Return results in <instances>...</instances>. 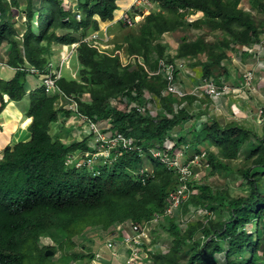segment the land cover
Listing matches in <instances>:
<instances>
[{
  "label": "trees",
  "instance_id": "1",
  "mask_svg": "<svg viewBox=\"0 0 264 264\" xmlns=\"http://www.w3.org/2000/svg\"><path fill=\"white\" fill-rule=\"evenodd\" d=\"M77 1L83 13L80 22L63 9L62 0H0V45H7L5 62L15 70L9 80L0 78V112L4 95L14 102L27 98L26 116L32 118L30 139L7 148L0 162V264H52L45 256L48 247L40 249L38 245L39 238L45 236L54 240L56 247L50 250L60 253V264L86 259L84 251L74 252L78 244L90 250L93 237L114 222L150 219L164 209L168 192L180 183L174 172L151 157H139L136 151H124L96 175L85 176L84 171L64 166L67 153L84 146L87 138L82 144L66 146L51 137V125L58 119L56 97L47 96L42 88L31 90L22 67L28 64L43 69L53 56V44L79 42L98 29L96 18L110 21L117 9V0ZM240 2L159 0L163 11L146 16L141 26L142 37L146 38L136 42L130 35L125 40L126 52L143 57L147 67L154 70L156 58L164 57L168 47L152 45L150 39L154 42L163 33L204 25L223 31L226 38L216 45L203 39L189 43L183 39L176 57L205 53L209 62L202 66L204 76H218L229 45H251L264 25L261 21L258 26L250 13L239 9ZM249 4L264 14V0H249ZM195 11L201 12L203 19L186 23L184 16ZM77 59L79 82L65 77L58 86L66 94H90V102L80 103L82 114L95 122L110 119L112 130L133 139L134 145L143 149L155 144L162 148L171 132L186 129L185 124L192 122L186 135L177 133V144L190 141L194 154L205 145L214 147L211 150L206 146L208 168L215 174L225 171L240 177L249 189L247 195L234 197L198 180L190 181V198L181 209L185 212L191 205L209 215L185 229L178 218H168L164 228L171 246L169 252H160L154 264H257L260 252L264 257V126L259 135L236 122L222 126L216 119H208L201 123L200 113L192 115L186 108L176 113L180 102L162 96L165 82L159 77L148 78L142 66L123 67L118 58L101 55L83 43L77 48ZM133 88L134 96L128 95L130 103L144 105L138 95L148 90L158 106L157 117L143 116L132 105L129 112L110 108L109 98ZM243 152L248 153L244 155L250 162L235 168L233 162ZM145 163L153 171L145 183L127 173L138 172Z\"/></svg>",
  "mask_w": 264,
  "mask_h": 264
},
{
  "label": "clouds",
  "instance_id": "2",
  "mask_svg": "<svg viewBox=\"0 0 264 264\" xmlns=\"http://www.w3.org/2000/svg\"><path fill=\"white\" fill-rule=\"evenodd\" d=\"M242 1V0H241ZM151 2H153V6L151 8L145 7H136L135 5L132 4V0H117L116 6L117 9L114 11V13L116 11H120V15L118 17V19H115L114 21V26L117 25L121 28H130L134 26V22L136 19H139V21L142 22V24L144 23L145 17L148 16L149 14L156 12L153 11V7H155L156 5L160 7L159 5V0H151ZM247 4L249 9L244 10L247 13H250V15H252L253 17L255 15L259 16V18H263V22H264V14L259 13L256 9H253L250 4H249V0H247ZM62 7L66 12H70L72 14V16L74 17V19L77 22H80L82 19V11L78 10V1L76 0L75 3L72 2V4H70L68 1L66 0H62ZM239 8V7H238ZM130 12L132 14H134V19L131 18L129 16ZM160 12V11H158ZM182 12V11H180ZM114 13H113V18H114ZM199 15H202V17H199ZM262 15V16H260ZM126 19H131L132 23L129 26L127 24V22H125ZM203 19V14L201 12L195 11L192 14H186L184 16V21L188 24H193L196 23L197 21H200ZM97 22H98V29L96 31H91L89 32V34L85 37H81L79 42L73 43V44H63L60 45L59 47L55 46L52 48L51 46V50L52 52H56L58 59L53 60L52 57L51 59L53 60L54 63H56L55 65H53V62H49L48 64H46L44 66L43 69H39L35 66L32 65H28L26 64V66L22 67L23 70L26 71L27 73V78L29 81V85H30V89L34 90L36 88H42L43 92L49 96V97H56V102L54 104L55 110L57 111V122L55 124L58 125V132L53 134L51 137L52 138H56L60 143H62L63 145L69 146L72 144H82V141L87 138L85 140V145L80 146V147H75L74 150L69 151L67 153V155L65 156L64 159V166L68 169H73L76 171H84L85 174L83 175H88V174H92V175H96L99 173V171L101 169H105L108 168L109 165H111L117 158L121 157L122 154L124 153V151H136L139 155V157H151L152 159H155L156 161H158L159 163H161L155 156H154V152L155 151H161L164 150V145L162 146V148H160L158 146V144L153 145L152 147L143 149L142 147L139 146H135L133 143V139L131 138H126L122 133H119L115 130H112V124L110 122V119H105L102 121H92L90 118H88L87 116H85L84 114H82L80 112V103H88L90 102V94L89 93H84L81 96L78 95H73V94H66L64 93L60 87L58 86V83L63 79V78H67V76H62V70H68L69 74H70V79L79 82V79H77V73L79 70V64L77 66L76 69H72L71 68V64L70 61L73 57L77 58V48L79 46V44L83 43L86 44L87 46L95 49L99 54L101 55H105L108 57H116L119 60V63L121 66L126 67L129 65H132V63H136V65L138 66H142L144 68L145 73L148 75V78H154V77H159L160 79H162L165 82V87L164 89L161 91L162 96L167 97V96H172L173 98H175L176 100H178L180 102V104L178 106L175 107V112L177 113L179 110H181L182 108H186L187 111H189L190 114H194L193 111H190L188 109V107L190 108L193 105V102H197L198 100H200L201 98H208L209 100H212V102L216 103L217 101H221V100H225V99H231V98H241L244 99L245 97V91L249 92L253 89V84L255 81H258L257 84L264 86V62L260 61L259 65L257 66V68H250V70L248 71H243L242 74L238 75V78L236 79V83H234L231 79V77L229 76V72L228 74H226L224 71L227 70V67L229 65V56L231 53H235L237 52V48H244L245 50H252L254 47V49L256 50L255 56L256 59L258 57L264 56V25L262 27H260L259 29H261L259 31V37L256 41L252 42L251 45L249 46H240V45H235L233 43H231L228 47V49L226 50L225 53V58H223L220 61V72L217 74H215L214 77H206L204 76L203 73V69L202 66L206 63L209 62V58L208 55L205 53H201L198 54L196 56H187V57H176V53H177V49L179 48L181 41L184 39L186 40L187 43L189 42H196L199 39H203L205 41V43L207 44H212L214 45L215 43L222 41L218 39L215 42H210L208 40H206L205 37L203 36H196L194 38H188L186 37L188 35L187 31L189 29H195V30H207L210 33H214V30H210L208 29L206 26H201L199 28H194V27H186L184 28L185 31H182L184 29L178 30L176 32H166L163 33L159 39L154 40L153 44H161L164 45L167 48L165 56L164 57H160V58H156L157 59V65L156 68L154 70H151L150 68L144 66L146 65L145 61H141L139 59V56L137 55H129L126 53V55H123V50L122 48H118L116 49V47H114L113 45H111V41L113 40V36L109 34L108 32V28H112L113 25H106V23L109 22H113L114 19L110 20V21H106V22H102L99 20V18H96ZM261 22V21H260ZM210 30V31H209ZM184 34V36H181L176 39L177 41H179V43H176L175 40V34ZM225 36H223L224 38ZM226 38V37H225ZM170 41H172V45L170 44ZM123 47L124 51L127 49V44L125 43V41H123ZM73 47V48H72ZM56 48V49H55ZM115 48V49H114ZM109 50H111V53L109 52ZM257 51H261V53H258ZM239 54V56H241L242 54H249L250 53L248 51H241L240 53L237 52ZM170 56V57H167ZM200 57H203V59H201ZM125 58V60H124ZM78 60V59H77ZM78 62V61H77ZM180 62H184V68H180L178 65ZM162 64L168 65V64H172L174 65V71H173V83L176 84L177 86H179L182 91L184 92V95L182 97H179L178 95H173V94H169V95H163L164 91L167 89L168 86V81L167 79L164 77L162 70H159L160 67H162ZM9 70L11 72L15 71L13 68H10L9 66H7L5 60H1L0 61V70ZM198 69H200V71H198ZM32 70H34L32 72ZM186 71V72H185ZM251 72L254 76L253 82L251 87L249 88H245L243 89V94H237V93H232L233 88H238L239 87V83L241 80H243V75ZM54 73H59L60 74V78L56 81L55 83V88L52 89H46L43 80L46 76L48 75H52ZM34 79V84L31 86L30 84V79ZM69 79V78H67ZM210 83L213 86H215L217 89H220L221 87L225 86L227 88L230 89V93L224 96H221L218 99H212L210 98L209 95L205 94L204 92V85ZM194 84L192 90L190 92L187 93V85H191ZM135 89L133 88L132 90L129 91H125V92H121L119 94H117L114 97H111L108 99V105L110 106V108H114L117 111H124V110H120L118 109V106L115 105L114 103L116 101H121L122 103L124 101H132L129 98V94L131 96H134L135 94ZM197 91H199L198 93H196ZM28 93V92H27ZM86 94H88L89 96H87ZM145 95H149L151 96V99L149 101H146L144 96ZM140 96V97H139ZM187 96H192L193 99L192 100H188L185 99ZM262 99L259 100V105L256 106L254 105V107H256L255 111L252 112L251 108H253V106H249V110L246 112L248 114H252L255 113L258 117V123L259 124H263L264 123V115L263 116H259L258 115V111L260 109L263 110L264 112V92L261 94ZM152 95L149 93L148 90H144L142 91V93L140 95H138V98H141L144 103L143 106H147V104H150V109L153 112V114H149L147 113L146 115L143 116H150L151 118H155L157 117V115L159 114V109L157 104L152 100ZM86 98H88L86 100ZM3 109L0 112V117L2 115V113L5 111V109L7 108V105L9 102L14 103H20V102H14L11 101L9 99V97L7 95L3 96ZM154 99V98H153ZM185 99V100H184ZM72 100V101H71ZM23 101H27L26 102V106L25 108H22V110L18 109L17 106L16 108L22 113V118L21 120H19V122H21V126L24 128L22 129V131L26 132L29 134V138L26 140H19L23 135V133H18L17 135H13L11 138V141L8 142V139L4 134H2V124H0V135L2 137V142H4V145L2 146V148H0V162L3 159L4 156V151L7 148H13V146L19 142H26L30 139V133L28 132V126L31 124L32 122V118L26 116V110H27V104L29 102V100L26 98V100ZM21 101V102H23ZM73 104V105H72ZM1 105V102H0ZM181 105H183L182 108H179ZM67 113V114H66ZM196 115V114H194ZM203 116V115H202ZM201 116V123H205L207 122L203 117ZM168 118H171L170 115L167 116ZM263 119V122H260V119ZM29 120V121H28ZM205 120V122L203 121ZM29 125L26 127L28 122ZM219 122V121H218ZM189 123V122H187ZM186 123V124H187ZM237 123V122H236ZM53 124V125H55ZM185 124V128L186 129H180V131L182 132L183 130H187L190 125L192 124V122H190L189 125ZM51 125V129L52 126ZM225 126V125H222ZM5 127V126H3ZM26 127V128H25ZM6 128V127H5ZM4 128V130H5ZM178 129V128H177ZM177 129L176 131L171 132L170 137L167 139H171L172 135L177 136ZM3 130V131H4ZM21 130V129H20ZM179 131V132H180ZM83 133H87L85 136H83ZM67 136H72L73 139H66ZM120 137H123L121 139H119ZM13 141H17L14 142L12 145H9L11 142ZM166 141V140H165ZM175 144L173 146V148L170 150V153H172L174 150L176 149H180L182 151H184L185 155L188 158H193V156L195 154H200V153H192L190 151L191 149V142H186V143H182L180 145H178L177 140H174ZM128 144L132 149H128L125 145ZM188 146V147H186ZM200 150H203L206 152V161L205 163L208 164V159H207V150H205L204 147H202ZM201 152V151H200ZM162 164V163H161ZM200 165L204 166L202 163H200ZM196 167V166H195ZM194 167V168H195ZM148 168V170L146 171V169ZM199 168V167H198ZM208 168V167H205ZM166 170H168L165 167ZM209 169V168H208ZM141 171V172H140ZM170 171V170H168ZM173 172V171H171ZM135 177H138L142 183H145V180L147 177L152 176L153 171L151 169V167L149 168L148 166H146L145 163V168H141L139 169L138 172L135 173ZM179 185V184H178ZM178 187V186H177ZM175 187V188H177ZM174 188V189H175ZM190 188V187H189ZM191 190V189H190ZM172 191V190H171ZM170 191L168 192L169 195ZM167 195V197H168ZM166 197V199H167ZM189 198L186 199L182 205L180 206L179 210H178V218L179 224L185 229V227L191 223L197 222L200 220V218L202 219L203 216H207L209 215V212L206 211V214L201 213L200 216H197L196 218H194L193 220H191L188 223H182L181 222V218L183 217V215H187L189 213L190 210L194 209V211H197L198 209H195L193 206L189 205L188 209L184 212L183 209H181V207L183 205H185L188 202ZM165 205H166V200H165ZM165 211V206L164 209L161 212H156L152 215V217L148 220H144L142 222H134L131 219H127L124 221H120V222H116L114 224H112L110 227H108L106 230H100L98 235L93 237V244L89 249H78L77 247L75 248L76 250L74 252H82L84 251V255L87 256L86 259H78L75 262H73L72 264H85V261L87 262L86 264H94V263H98L100 262L101 264H104V262H106V264H121L117 261L118 257H124L126 259L125 264H154V259L157 258V256L160 254V252L163 253H167L169 252L171 243H170V239H167V243L163 242V238L162 235L160 234L161 231H165L164 225L166 226V221L168 218L170 217H164L162 222H158L155 221L156 217L158 215H163ZM128 226L129 229H127V232L129 235H133V233H141L144 232L143 235L140 236V238L138 239V243L136 244H132V246L135 248L134 250L137 251V255H132V249H130L129 245L126 244L125 242V234H123V232L121 230L117 229V226L120 224H124ZM134 226H146V229L144 231H142V229H137L135 230ZM118 236H122L123 237V241L122 242H117L116 239ZM169 236V235H168ZM167 236V237H168ZM90 238H92V235L89 236ZM112 243L113 247H108V243ZM39 248H46L48 247L49 250H47L45 252V256L48 258H51V263L52 264H60V261L58 260L60 258L59 256V252H56V254L50 250V248H55L56 244L54 242V240L50 237V236H45V237H40L39 238ZM128 250L131 251L130 253H128ZM52 252V255H46V253H50ZM113 253L115 254V256H113ZM97 255H99V257H97ZM55 257H57V259H55ZM132 259H134L133 261H131ZM56 260V261H55Z\"/></svg>",
  "mask_w": 264,
  "mask_h": 264
},
{
  "label": "rangeland",
  "instance_id": "3",
  "mask_svg": "<svg viewBox=\"0 0 264 264\" xmlns=\"http://www.w3.org/2000/svg\"><path fill=\"white\" fill-rule=\"evenodd\" d=\"M9 1V0H7ZM68 1L70 4L75 3L76 0H66ZM23 5V3H22ZM22 8L24 9L25 6H22ZM239 9H244L247 10L249 9L248 4H247V0H242L239 4ZM153 11H163V9L159 6H155L153 7ZM120 15V14H119ZM129 16L131 18L134 19V14H132L130 12ZM262 16V15H260ZM118 17V16H116ZM263 17V16H262ZM145 20V19H143ZM254 20L257 22L258 26L260 25V21L263 20V18H259V16L255 15L254 16ZM22 23L25 22V17L22 18ZM142 22L139 21V19H136L134 22V26L130 27V28H121L117 25L113 26L112 28H108V32L110 35L113 36V40L111 41V45H113L114 47H116V49L118 48H122L123 50V55H126V50L124 51L125 46L123 47V41H125L127 38H129V36L131 35L132 38L138 42L139 40H141L142 38H146V37H142ZM36 27V26H35ZM182 31H185L182 30ZM210 31V30H209ZM188 35L186 37L188 38H194L196 36H203L206 38V40L210 41V42H215L217 39L222 40L223 36H224V32L221 30H215L214 33H210L207 30H195V29H189L187 31ZM184 36V34H175V40L178 39L179 37ZM152 39H150V43L153 45V42H151ZM180 41V40H179ZM179 41L176 40V43H179ZM126 43V42H125ZM216 45V43H215ZM56 45L53 44L52 48L55 47ZM59 47V46H57ZM255 48V47H254ZM252 50H245L244 48H237V52H241V51H248L250 53L249 54H242L241 56H239V54L237 52L231 53L229 56V65L226 66L229 72V76L231 77L232 81L234 83H236V79L238 78L239 74H242L243 71H248L250 70V68H257V66L259 65L260 61L264 62V56L258 57L256 59L255 53L256 50L255 49ZM115 49V48H114ZM3 50V48H2ZM1 46H0V61L3 59V57L1 56ZM109 52L111 53V50H109ZM258 53H261V51H257ZM54 54H57L56 52H53V56ZM59 56H56L55 59H58ZM201 59H203V57H200ZM139 59L143 62L145 61L143 57L139 56ZM125 60V58H124ZM71 64V68L74 70L77 68L78 66V62H77V58L73 57L70 61ZM136 65V63H132V65H129V67H134ZM147 67V65H144ZM198 71H200V69H198ZM14 72V71H13ZM11 72V75H13L14 73ZM201 73V71H200ZM62 76H67V78H70V74L68 70H62ZM34 79H30V84L31 86L34 84ZM258 81L254 82V86L253 89L249 92L245 91V97L244 99L241 98H231V99H225V100H221V101H217L216 103L212 102V100H209L208 98H201L200 100H198L197 102H193V105L188 109L190 111H193L194 114L197 113H204L207 112L208 115H210L212 118L216 119L219 121V123L221 125H226L229 124L231 122H237L238 124L242 125V127H247L252 129L253 131H255L256 133H258L259 135H261L262 133V129L264 126L263 124H259L258 123V117L255 113L252 114H248L246 113L249 109L247 108V106H253V108H251L252 112L255 111L256 107H254V105L258 106L259 105V99H258V93H263L264 92V86H261L259 84H257ZM194 84L191 85H187V93L190 92L193 88ZM255 94V96H253ZM87 96H89L88 94H86ZM253 96V97H250ZM255 97V98H254ZM88 98H86L87 100ZM27 101H23L20 103H15V106H17L18 109L22 110V108H25V104ZM192 114V115H194ZM30 122L27 123L26 127L29 125ZM21 122L17 121L14 122V126L12 129V133L10 135V138L8 139V142L11 141V138L13 135H17L18 133H23L22 137L17 140H26L29 138V134L26 133L25 131L23 132L22 129H24L21 126ZM190 123H187L186 125H189ZM25 127V128H26ZM5 127L2 126L1 130L3 132ZM21 129V130H20ZM188 130H183L182 131V135H186ZM58 132V125L55 124L52 126V129L50 130V134L53 135L55 133ZM4 134V133H2ZM87 133H83V136H85ZM3 137V135H2ZM73 139L72 136H67L66 139ZM17 141H13L9 144L12 145L14 142ZM0 142H1V138H0ZM207 144V143H205ZM4 145V142L0 143V148H2V146ZM206 146L208 148H210L211 150H214V147L205 145L203 146L206 150ZM247 156L248 153L247 152H243L239 155L238 159L233 162V164L236 166L235 168H240L243 167L247 164V162H250L248 159H246L245 155ZM1 155V153H0ZM110 166V165H109ZM146 166H148L149 168L152 166L149 163H146ZM199 167V168H198ZM148 170V168L146 169V171ZM195 172L197 173V180L203 185L206 184L209 187L213 188V189H217L220 191H228L229 195L237 197V196H245L247 195L248 192V188L244 187L242 184V179L240 177H237L236 175L227 173L225 171L215 174L214 172H212V170H210V168H205V166L199 165L196 166L194 168ZM141 172V171H140ZM131 177H135V173H133L131 170H129L127 172ZM116 223V222H114ZM162 235L163 238V242L167 243V239L169 238V234L167 231H161L160 233ZM168 236V237H167ZM124 239L122 236H118L116 241L117 242H122ZM79 243V242H78ZM88 245V244H87ZM77 250L82 249L83 246H80V244H78L77 246ZM75 247V248H76ZM76 250V249H75ZM74 250V251H75ZM259 257H257V264H264V257H262V252L259 253ZM60 256V254H59ZM55 259H57V257H55ZM56 261V260H55ZM117 261L121 264H125L126 259L124 257H118ZM57 264V263H56Z\"/></svg>",
  "mask_w": 264,
  "mask_h": 264
},
{
  "label": "built area",
  "instance_id": "4",
  "mask_svg": "<svg viewBox=\"0 0 264 264\" xmlns=\"http://www.w3.org/2000/svg\"><path fill=\"white\" fill-rule=\"evenodd\" d=\"M132 4L136 7H147L151 8L153 6V2L151 0H132ZM125 22L130 26L132 21L131 19H126ZM73 48V47H72ZM180 68H184V62H180L178 65ZM159 70H162V73L164 77L168 81L167 89L164 91L163 95H178L179 97H182L184 95V92L182 89L173 83V71H174V65L172 64H162V67H160ZM34 70H32L33 72ZM186 72V71H185ZM60 78L59 73H54L52 75H48L44 78L43 83L46 87V89H52L55 88L56 81ZM254 76L251 72H248L243 75V80L240 81L238 88H233L232 93L237 94H243V89L249 88L252 85ZM204 92L205 94L209 95L212 99H218L221 96L229 94L231 91L229 88L223 86L220 89H217L215 86H213L210 83H207L204 85ZM197 91L196 93H198ZM146 101H149L151 99V96L145 95L144 96ZM72 101V100H71ZM118 106V109L124 110L126 112L130 111L131 105L137 107L136 110L141 115H146L147 113L153 114V112L150 109V104L148 103L147 106H141L130 103V101H124L123 103L121 101H116L114 103ZM73 105V104H72ZM183 105H181L179 108H182ZM154 115V114H153ZM259 116H263L264 112L262 109L258 111ZM264 119V118H263ZM263 119L261 118L259 121L263 122ZM205 122V120H203ZM175 139V135H172L171 138ZM123 137L119 136V139H122ZM126 144V143H125ZM175 144V141L172 139H166L164 142V150L161 151H155L154 156L170 171H173L176 175H178L179 178V185L177 188L170 191L167 199H166V205H165V211L163 215H158L155 219V221L162 222L164 217H170L175 218L178 217V210L182 203L190 198L191 190L188 186V183L192 180H197V173L194 171L195 166H199L200 163H202L205 167H208V164L205 163L206 161V152L201 150L200 154H195L193 158H188L184 151L180 149L174 150L172 153H170V150L173 148ZM128 149H132L128 144L125 145ZM188 147V146H186ZM201 213L206 214V211L203 209H198L197 211H194V209L190 210L187 215H183L181 218L182 223H188L197 216H200ZM135 230L142 229L144 231L146 229V226H134ZM118 230H121L123 234H125V242L127 245H129L130 249H132V252L135 257L137 255V251L134 250L135 248L132 246V244L138 243V239L141 235L144 234V232L139 233H133V235H129L127 232L128 226L124 224H120L117 226ZM108 247H113L112 243H108ZM113 256L115 254L113 253ZM99 257V255H97ZM132 259L131 261H133Z\"/></svg>",
  "mask_w": 264,
  "mask_h": 264
},
{
  "label": "crops",
  "instance_id": "5",
  "mask_svg": "<svg viewBox=\"0 0 264 264\" xmlns=\"http://www.w3.org/2000/svg\"><path fill=\"white\" fill-rule=\"evenodd\" d=\"M119 14H120V11H116L114 13V20L113 22H109V23H106V25H113L114 24V21L115 19H118L119 17ZM118 16V17H116ZM199 17H202V15H199ZM114 26V25H113ZM172 43V41H170V44ZM172 45V44H171ZM1 50L3 48V50L1 51V56L3 57V60L6 61V55H7V45L5 44H1ZM56 49V48H55ZM57 56V54H54V56L52 57V59H55ZM51 58L48 59V62L46 64H48L49 62H53ZM56 63L53 62V65H55ZM14 73V72H13ZM13 75H11V71L9 70H6V69H3V70H0V78L4 79V80H9L10 78H12ZM255 96V94L253 95ZM253 96H250V97H253ZM258 99L261 100L262 99V96H261V93H258ZM255 98V97H254ZM188 100H192V98L188 99ZM14 103L12 102H9L8 105H7V108L5 109V111L2 113L1 117H0V124H2V126H5V130L3 131L4 135L9 138L11 133H12V129H13V126H14V122H17L19 120H21L22 118V113L16 108L14 107ZM247 108H249L247 106ZM8 110V112H6ZM202 114L203 118L208 121V119H213L215 120L214 118H212L210 115L207 114V112H204V113H200ZM29 121V120H28ZM26 121V122H28ZM218 121V120H217ZM232 123V122H231ZM227 125V124H226ZM180 131V129L178 128L177 129V133ZM176 133V134H177ZM180 133L182 134V132L180 131ZM0 138H1V141H2V136L0 135ZM172 140H177V136L175 137V139H173V137L171 138ZM87 262L85 261V264ZM105 263V262H104ZM92 264V263H91ZM94 264H101L100 262L98 263H94Z\"/></svg>",
  "mask_w": 264,
  "mask_h": 264
},
{
  "label": "water",
  "instance_id": "6",
  "mask_svg": "<svg viewBox=\"0 0 264 264\" xmlns=\"http://www.w3.org/2000/svg\"><path fill=\"white\" fill-rule=\"evenodd\" d=\"M53 253L52 252H50V253H46V255H52Z\"/></svg>",
  "mask_w": 264,
  "mask_h": 264
},
{
  "label": "bare ground",
  "instance_id": "7",
  "mask_svg": "<svg viewBox=\"0 0 264 264\" xmlns=\"http://www.w3.org/2000/svg\"><path fill=\"white\" fill-rule=\"evenodd\" d=\"M6 112H8V110Z\"/></svg>",
  "mask_w": 264,
  "mask_h": 264
}]
</instances>
